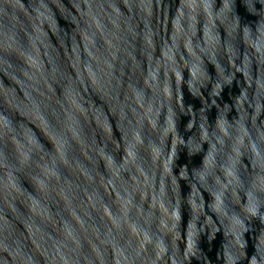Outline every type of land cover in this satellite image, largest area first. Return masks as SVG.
<instances>
[{
  "label": "clouds",
  "instance_id": "obj_1",
  "mask_svg": "<svg viewBox=\"0 0 264 264\" xmlns=\"http://www.w3.org/2000/svg\"><path fill=\"white\" fill-rule=\"evenodd\" d=\"M67 3L74 13L58 9ZM152 3L0 0V82L26 100L3 93L0 141L15 148L0 150V201L13 198L15 175L37 199L61 194L84 212L72 242L26 235L0 210V264H264V0H181L177 29L160 42L173 54L159 61ZM97 104L103 141L90 129ZM20 112L51 139L32 128L25 138ZM97 146L126 201L106 229L84 219L88 201L105 203ZM129 174L135 184H117Z\"/></svg>",
  "mask_w": 264,
  "mask_h": 264
},
{
  "label": "water",
  "instance_id": "obj_2",
  "mask_svg": "<svg viewBox=\"0 0 264 264\" xmlns=\"http://www.w3.org/2000/svg\"><path fill=\"white\" fill-rule=\"evenodd\" d=\"M181 0H153L151 5L154 13V24L159 28V38L157 40V49H156V58L157 61L161 57L171 58L172 49L165 48L160 46V42L163 40L165 34L171 37L172 33L177 29V25L172 19L175 13L179 12V3ZM21 4H27L28 0H20ZM65 7L71 12H75V9L72 7L71 3L60 4L58 9L63 14ZM23 14V13H21ZM54 23V21H52ZM51 31V29H49ZM149 48L151 45L149 44ZM185 51L187 49L185 48ZM7 83L0 82V106H4L11 111V106L9 104V98L3 93L5 90L9 93H12L18 89V86H14L13 82L7 77L3 78ZM26 103L24 92L22 90L16 91V98L13 100V103L17 102ZM92 104V101H89V105ZM94 115L92 117V124L90 129L94 128L98 132L100 140L108 138L111 135L108 125V119L105 114V109L101 104L95 105L93 109ZM19 116L22 117V120L17 122L21 124L25 138L30 139L29 129H36L42 136L47 137L46 130L41 126L40 121L34 116H29L23 112L19 113ZM49 140L50 137H47ZM113 144L115 141L113 140ZM15 148L14 142H3L0 141V150H3L7 153H11ZM101 146H97L95 155L99 158L102 163L103 173L97 172L98 176V199L102 198L103 201L111 205V211L109 207L105 206V203H93L88 201L87 206V216H84V219L88 221L90 225H96L100 229H106L108 227H116L118 220L114 219V214L118 213L121 210L126 201H121L119 199V193L114 190L112 178L116 177L115 168H113L109 161H107L102 151L100 150ZM80 157L84 161L89 160L88 153L80 148ZM122 158V157H121ZM94 167H101V164H97L95 161H92ZM66 171L71 174L70 169ZM105 176L109 179H105ZM127 180H131L133 184L136 183L135 177H132L130 174L127 177H121L117 180V184L125 183ZM8 185L11 186L13 193V198L9 199L7 204H4L0 201V210H3L4 221L8 225H11L17 228L18 231L25 232L26 235L31 236L32 232H37L40 234L47 235H57L61 238L67 237L70 241L74 242L76 239L75 234H71V229L73 225L78 226L80 224V216L84 215V212H80V216L75 215L71 212V209L66 206L65 199L61 194H57L54 199H44L39 200L34 195H32L25 183L18 177L12 176L7 178ZM35 188L33 187V192ZM144 197V192L141 191L139 198ZM85 200L88 198L85 196ZM156 207L161 214L167 215L166 211L162 207L159 201H156ZM153 201L151 195L147 201V207L151 208ZM61 213H63L61 215ZM61 220L64 221L63 226L59 228ZM94 242L91 237V232L85 235L84 238V247L88 249L90 243ZM97 255H100V252H97Z\"/></svg>",
  "mask_w": 264,
  "mask_h": 264
}]
</instances>
